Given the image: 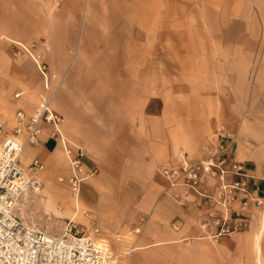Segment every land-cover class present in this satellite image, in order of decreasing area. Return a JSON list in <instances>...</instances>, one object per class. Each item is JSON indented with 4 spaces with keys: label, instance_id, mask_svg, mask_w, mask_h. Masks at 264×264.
<instances>
[{
    "label": "crops",
    "instance_id": "0c3cea01",
    "mask_svg": "<svg viewBox=\"0 0 264 264\" xmlns=\"http://www.w3.org/2000/svg\"><path fill=\"white\" fill-rule=\"evenodd\" d=\"M210 1L219 29H169V0H59L52 13L50 0H0L7 129L48 92L35 52L63 78L52 102L59 130L42 124L20 164L38 159L41 182L56 178L69 191L64 149L83 150L84 171L96 173L76 202L70 195L66 221L99 229L107 264H264V214L251 220L253 203L244 229L214 239L200 228L207 215L196 198L171 197L161 174L179 166L181 151L202 157L223 131L264 203V0Z\"/></svg>",
    "mask_w": 264,
    "mask_h": 264
},
{
    "label": "built area",
    "instance_id": "2783aa9c",
    "mask_svg": "<svg viewBox=\"0 0 264 264\" xmlns=\"http://www.w3.org/2000/svg\"><path fill=\"white\" fill-rule=\"evenodd\" d=\"M50 1L52 13L60 2ZM36 49V43L30 44L28 49H19L15 57ZM44 49L49 51L50 46L46 43ZM33 59L44 77L46 96L31 114L16 112L10 130L0 111V264H107L111 258L98 228L86 232L72 218L65 222L61 235L54 237L28 226L15 214L22 197L28 193L39 194L42 189L38 174L44 170L43 164L38 159H33L27 168L20 164L26 148L39 144L42 124L59 130L62 123L52 102L62 87L63 78L43 61L41 53L35 52ZM230 143V135L222 131L216 144L204 146L202 157L190 162L181 151L179 166L161 171L171 197L178 201L196 198V206L207 215V221L200 228H213L214 239L244 229L250 204L256 207L262 204L256 190L248 189L242 166L231 161ZM64 153L71 169L68 187L76 202L81 184L96 170L84 171L81 148L74 150L69 144Z\"/></svg>",
    "mask_w": 264,
    "mask_h": 264
},
{
    "label": "rangeland",
    "instance_id": "374dc122",
    "mask_svg": "<svg viewBox=\"0 0 264 264\" xmlns=\"http://www.w3.org/2000/svg\"><path fill=\"white\" fill-rule=\"evenodd\" d=\"M139 4L142 0H138ZM219 4V2H217ZM214 5V4H213ZM132 11L135 7H131ZM140 9V8H139ZM139 9H136L139 11ZM210 0H169V29H219V21L215 18ZM213 18V19H212ZM63 178V176H62ZM44 201L37 202V198L43 196ZM37 199V200H36ZM73 206L70 194L65 183H60L55 178L50 183L42 182V189L39 194H31L29 199L20 201L16 213L29 226L36 228L50 236L58 237L62 233L64 222L67 219V204ZM21 204H24V207ZM253 212L250 219L257 220L259 214H264V203L259 207L253 205ZM70 217V216H69ZM122 262L126 261L124 258Z\"/></svg>",
    "mask_w": 264,
    "mask_h": 264
},
{
    "label": "bare ground",
    "instance_id": "6f19581e",
    "mask_svg": "<svg viewBox=\"0 0 264 264\" xmlns=\"http://www.w3.org/2000/svg\"><path fill=\"white\" fill-rule=\"evenodd\" d=\"M259 238H260V237H259ZM258 241H259V239H258ZM256 245H257V244H256ZM256 245H255V246H256Z\"/></svg>",
    "mask_w": 264,
    "mask_h": 264
}]
</instances>
